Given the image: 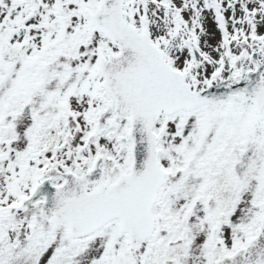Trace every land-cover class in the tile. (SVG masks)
<instances>
[{
	"label": "snow or ice",
	"instance_id": "obj_1",
	"mask_svg": "<svg viewBox=\"0 0 264 264\" xmlns=\"http://www.w3.org/2000/svg\"><path fill=\"white\" fill-rule=\"evenodd\" d=\"M0 264H264V0H0Z\"/></svg>",
	"mask_w": 264,
	"mask_h": 264
}]
</instances>
